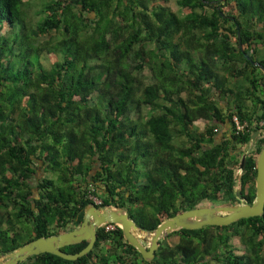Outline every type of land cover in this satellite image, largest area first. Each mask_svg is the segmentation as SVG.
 <instances>
[{"label": "trees", "instance_id": "1", "mask_svg": "<svg viewBox=\"0 0 264 264\" xmlns=\"http://www.w3.org/2000/svg\"><path fill=\"white\" fill-rule=\"evenodd\" d=\"M154 1L0 0L1 255L77 227L93 197L149 232L185 209L254 200L264 0H177L181 13ZM172 234L145 260L105 223L84 255L19 264H264V211Z\"/></svg>", "mask_w": 264, "mask_h": 264}, {"label": "water", "instance_id": "2", "mask_svg": "<svg viewBox=\"0 0 264 264\" xmlns=\"http://www.w3.org/2000/svg\"><path fill=\"white\" fill-rule=\"evenodd\" d=\"M258 132L252 134V138ZM245 155L242 156L240 168L243 167ZM239 189L236 190V194ZM264 211V145L256 161L255 198L252 203L241 201L234 204L203 205L185 209L160 221L150 232L149 243L145 245L133 229H140L125 208L111 204L97 206L96 202L86 205L81 223L72 229L60 233L39 236L16 247L12 251L0 254V264H19L32 254L50 252L64 259H75L87 253L94 245L96 228L105 223L118 225L124 238L133 245L142 255L143 259L150 260L158 247L159 239L164 234L179 227L199 228L204 225H225L242 217L260 215ZM88 240L87 244L77 252L62 250L64 245Z\"/></svg>", "mask_w": 264, "mask_h": 264}, {"label": "rangeland", "instance_id": "3", "mask_svg": "<svg viewBox=\"0 0 264 264\" xmlns=\"http://www.w3.org/2000/svg\"><path fill=\"white\" fill-rule=\"evenodd\" d=\"M41 1H42V0H29V2H30V4H31V7H32L33 10L39 7V3H40ZM155 1H159V2H161V3H163V4H166V5H168L171 9H173L174 11H176V12H178V13H181L180 8H179V5H178V3H177V0H167L166 2H163L162 0H155ZM155 1H154V2H155ZM31 14H32V13H31ZM140 75H141V78H143L146 82H148V81L151 80V77H150V71H149V69H147V68H145V69L141 72ZM239 81H240L239 78H237V79L234 80L235 83H239ZM223 103H224V102H222V103L220 102V104L222 105V107H224ZM224 108H225V107H224ZM143 112H145V113L148 114V113H149L148 108H147V107H144V108H143ZM195 122H196L197 126L200 127V128H202L203 125H204V123H205V121L202 120V119H199V120H197V121H195ZM217 126H218V132H219V133L217 134V136H219V134L224 133V131H225V127H224L223 125H221V124H218ZM182 140H183V138H182L181 136H177L176 139H175V141H176L177 143H181ZM35 182H36V180L33 179L32 183L35 184ZM96 200H99V199L96 198ZM96 202H99V201H96ZM203 203H204V204H207L208 201H207V200H206V201H203ZM208 204H209V203H208ZM111 227H113L111 224L106 225V228H111ZM139 233H140V235H139L140 239H142V242H143L145 245H147V244L149 243V239H150V232H149V231H139ZM163 238L165 239V242H166L168 245H173L174 243H176V242L178 241L179 236H178V234H172V235H169V236H168V235L163 236L161 239H163Z\"/></svg>", "mask_w": 264, "mask_h": 264}, {"label": "built area", "instance_id": "4", "mask_svg": "<svg viewBox=\"0 0 264 264\" xmlns=\"http://www.w3.org/2000/svg\"><path fill=\"white\" fill-rule=\"evenodd\" d=\"M233 120H234V124H235V128H236V132L239 131V130H242L243 129V126H244V123H240L237 119L236 116H233ZM214 130H217V128H214ZM94 201H99V200H96L95 197H93Z\"/></svg>", "mask_w": 264, "mask_h": 264}, {"label": "bare ground", "instance_id": "5", "mask_svg": "<svg viewBox=\"0 0 264 264\" xmlns=\"http://www.w3.org/2000/svg\"><path fill=\"white\" fill-rule=\"evenodd\" d=\"M133 232L139 237L140 233H139V231L137 229H133Z\"/></svg>", "mask_w": 264, "mask_h": 264}]
</instances>
